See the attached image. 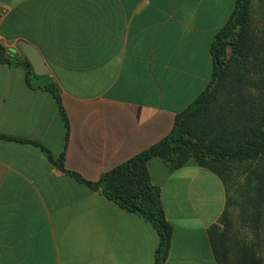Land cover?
I'll return each mask as SVG.
<instances>
[{"label": "crops", "instance_id": "obj_1", "mask_svg": "<svg viewBox=\"0 0 264 264\" xmlns=\"http://www.w3.org/2000/svg\"><path fill=\"white\" fill-rule=\"evenodd\" d=\"M234 3L0 0L6 56L27 59L24 40L50 68L27 81L22 66L0 61V264H154L156 229L55 161L63 153L67 169L97 180L165 136L209 84L210 43ZM148 167L172 226L162 264H218L209 230L222 226L219 176L158 157Z\"/></svg>", "mask_w": 264, "mask_h": 264}, {"label": "trees", "instance_id": "obj_2", "mask_svg": "<svg viewBox=\"0 0 264 264\" xmlns=\"http://www.w3.org/2000/svg\"><path fill=\"white\" fill-rule=\"evenodd\" d=\"M212 74L207 87L179 111L171 130L128 159L108 168L97 180L69 170L64 154L56 165L78 182L150 223L159 235L154 264L167 257L172 226L166 220L161 189L150 177L148 162L162 159L170 169L193 162L216 173L226 191L222 226L209 230L218 264H258L264 244V0H235L211 43ZM0 61L20 65L37 76L27 59L11 60L0 45ZM44 87L59 102L53 82ZM68 129V128H67ZM235 248L233 260L229 249ZM259 253V257L257 254Z\"/></svg>", "mask_w": 264, "mask_h": 264}, {"label": "water", "instance_id": "obj_3", "mask_svg": "<svg viewBox=\"0 0 264 264\" xmlns=\"http://www.w3.org/2000/svg\"><path fill=\"white\" fill-rule=\"evenodd\" d=\"M19 44L27 60L30 62L35 75H45L50 71L46 60L36 46L24 40L19 41Z\"/></svg>", "mask_w": 264, "mask_h": 264}]
</instances>
